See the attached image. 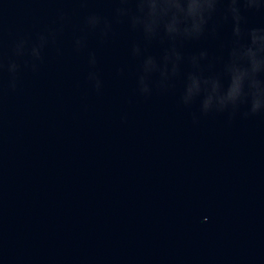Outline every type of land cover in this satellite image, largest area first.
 I'll return each instance as SVG.
<instances>
[{"label": "water", "instance_id": "obj_1", "mask_svg": "<svg viewBox=\"0 0 264 264\" xmlns=\"http://www.w3.org/2000/svg\"><path fill=\"white\" fill-rule=\"evenodd\" d=\"M0 264H264V0H0Z\"/></svg>", "mask_w": 264, "mask_h": 264}]
</instances>
